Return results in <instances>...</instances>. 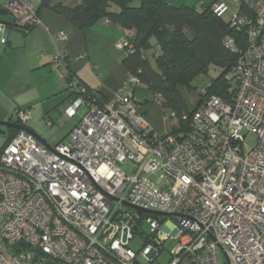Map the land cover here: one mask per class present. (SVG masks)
Masks as SVG:
<instances>
[{
	"label": "built area",
	"instance_id": "built-area-1",
	"mask_svg": "<svg viewBox=\"0 0 264 264\" xmlns=\"http://www.w3.org/2000/svg\"><path fill=\"white\" fill-rule=\"evenodd\" d=\"M4 8L16 29L39 23L29 0ZM210 10L229 13L244 44L224 37L237 55L225 75L230 99L202 88L187 129L154 133L127 92L138 84L132 75L100 102L72 78L63 113H85L54 145L26 129L28 109L16 111L22 128L0 149V264H151L170 238L167 264H264V3L215 0ZM143 219L148 242L134 251Z\"/></svg>",
	"mask_w": 264,
	"mask_h": 264
},
{
	"label": "crops",
	"instance_id": "crops-1",
	"mask_svg": "<svg viewBox=\"0 0 264 264\" xmlns=\"http://www.w3.org/2000/svg\"><path fill=\"white\" fill-rule=\"evenodd\" d=\"M40 1L29 0L38 11L39 23L24 32L8 24L13 18L4 8L6 0H0V23L5 24L2 35L6 38V43L0 44V122H17L16 111L28 109L26 127L50 146L65 140L85 113L84 108L72 117L63 113L72 98L68 90L72 78H78L102 101L122 89L130 74L122 61L120 43L133 32L106 19L79 29L63 15L40 6ZM213 1L170 0L174 5H193L197 9ZM63 2L68 4V0ZM60 32L65 36L63 41L57 39ZM60 49L62 59L54 63L53 57ZM127 92L136 99L135 87L127 88ZM136 101L154 133L164 135L169 131L165 110L154 97L145 103ZM15 130L0 126V149Z\"/></svg>",
	"mask_w": 264,
	"mask_h": 264
},
{
	"label": "trees",
	"instance_id": "trees-1",
	"mask_svg": "<svg viewBox=\"0 0 264 264\" xmlns=\"http://www.w3.org/2000/svg\"><path fill=\"white\" fill-rule=\"evenodd\" d=\"M40 6L63 15L79 29L106 19L132 31L124 37L123 64L138 79L135 87L148 90L165 111L175 115L173 129L176 125L187 129L195 104L189 105L184 95L194 89L191 83L196 77L207 75L210 66L220 72L206 86V94L230 99L225 75L237 55L225 47L223 39L231 35L242 47L244 36L223 17L214 16L210 5L197 9L170 0H73L72 5L41 0ZM8 24L13 26V20Z\"/></svg>",
	"mask_w": 264,
	"mask_h": 264
},
{
	"label": "rangeland",
	"instance_id": "rangeland-1",
	"mask_svg": "<svg viewBox=\"0 0 264 264\" xmlns=\"http://www.w3.org/2000/svg\"><path fill=\"white\" fill-rule=\"evenodd\" d=\"M68 3L72 5L73 0H68ZM223 20L226 22L229 21V13H226L223 16ZM219 72H220V69L218 67L210 66L207 75L198 76L192 81L191 84L194 87V89H192L190 93H187L184 95L189 105H193L198 101L199 91L202 88H205L206 86H208L211 83L212 79L218 76ZM135 97L137 100L140 101V103H145L146 100L150 101L153 99L152 94L141 86L135 87ZM165 115L167 117V121L171 128L172 124L175 121V118H169L170 112L168 110L165 111ZM45 127L48 128L49 126L45 125ZM246 141L249 146H252L255 142V138L253 135H249L247 136ZM124 167L127 168V166H124ZM140 230L141 232L138 231L134 233V237L130 241V247L134 251L141 249L142 246L148 242L145 235L148 236L150 234V228H149L148 223L145 221V219H143L142 223L140 224ZM173 245H174V241L171 238L166 240L163 244V247L157 259L151 264H167L170 258L169 251L173 247ZM217 252H218L217 257L219 261H223L224 258H223L222 253L219 250Z\"/></svg>",
	"mask_w": 264,
	"mask_h": 264
},
{
	"label": "water",
	"instance_id": "water-1",
	"mask_svg": "<svg viewBox=\"0 0 264 264\" xmlns=\"http://www.w3.org/2000/svg\"><path fill=\"white\" fill-rule=\"evenodd\" d=\"M0 126H9V127H13V128H15V129H20V128H22L17 122H0ZM29 132H31L28 128H26ZM1 132V131H0ZM34 134V133H33ZM35 135V134H34ZM35 137L36 138H38V140L39 141H41V142H43L37 135H35ZM44 143V142H43ZM45 144V143H44ZM49 146V145H48ZM126 205H128V206H130V207H133V206H131V205H129V204H127V203H125ZM133 208H135V210H136V212L138 213V214H141V212L142 211H144V210H142V209H140V208H136V207H133ZM150 213H156V212H153V211H149ZM134 228V227H133ZM19 243H23L22 241H19V242H17V243H15L14 244V248L17 250L18 249V245H19Z\"/></svg>",
	"mask_w": 264,
	"mask_h": 264
}]
</instances>
